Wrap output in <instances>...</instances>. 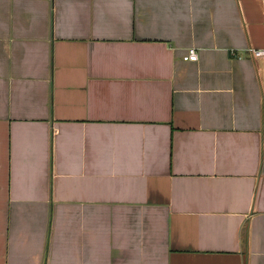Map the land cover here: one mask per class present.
<instances>
[{
    "label": "crops",
    "instance_id": "1",
    "mask_svg": "<svg viewBox=\"0 0 264 264\" xmlns=\"http://www.w3.org/2000/svg\"><path fill=\"white\" fill-rule=\"evenodd\" d=\"M250 49L264 0H0V264H264Z\"/></svg>",
    "mask_w": 264,
    "mask_h": 264
},
{
    "label": "built area",
    "instance_id": "2",
    "mask_svg": "<svg viewBox=\"0 0 264 264\" xmlns=\"http://www.w3.org/2000/svg\"><path fill=\"white\" fill-rule=\"evenodd\" d=\"M252 54L255 57H263L264 58V49H250ZM197 51L195 48H190L187 54L183 57L185 60L196 61L197 60Z\"/></svg>",
    "mask_w": 264,
    "mask_h": 264
}]
</instances>
